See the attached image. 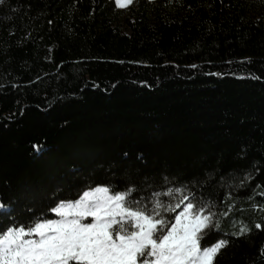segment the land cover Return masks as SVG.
<instances>
[{
    "label": "trees",
    "instance_id": "obj_1",
    "mask_svg": "<svg viewBox=\"0 0 264 264\" xmlns=\"http://www.w3.org/2000/svg\"><path fill=\"white\" fill-rule=\"evenodd\" d=\"M193 180L218 264H264V0H0V227Z\"/></svg>",
    "mask_w": 264,
    "mask_h": 264
},
{
    "label": "snow or ice",
    "instance_id": "obj_2",
    "mask_svg": "<svg viewBox=\"0 0 264 264\" xmlns=\"http://www.w3.org/2000/svg\"><path fill=\"white\" fill-rule=\"evenodd\" d=\"M116 2L125 6L132 0ZM212 175L208 173L206 180ZM245 178L251 179L250 174L245 173ZM168 183L165 177L164 184ZM189 183L197 181L139 199H133L139 191L134 185L116 191L114 185L98 184L26 224L12 217L0 227V264H218L230 242L218 239L203 245L209 235L222 232V222L212 211L216 202L198 198ZM47 211L59 218H45ZM239 223L234 234L247 233V226Z\"/></svg>",
    "mask_w": 264,
    "mask_h": 264
},
{
    "label": "rangeland",
    "instance_id": "obj_3",
    "mask_svg": "<svg viewBox=\"0 0 264 264\" xmlns=\"http://www.w3.org/2000/svg\"><path fill=\"white\" fill-rule=\"evenodd\" d=\"M118 6H120V7H123V6H121L120 4H117ZM127 5V4H126ZM58 218H59V216H58ZM58 218H56V219H58ZM88 222H91V218H85ZM70 264H78V262H70Z\"/></svg>",
    "mask_w": 264,
    "mask_h": 264
}]
</instances>
